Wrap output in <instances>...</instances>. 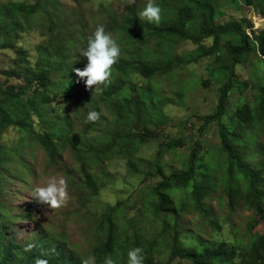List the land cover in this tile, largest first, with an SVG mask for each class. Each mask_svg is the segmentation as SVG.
Wrapping results in <instances>:
<instances>
[{"label":"rangeland","instance_id":"374dc122","mask_svg":"<svg viewBox=\"0 0 264 264\" xmlns=\"http://www.w3.org/2000/svg\"><path fill=\"white\" fill-rule=\"evenodd\" d=\"M255 1L257 4L250 6L246 0H219L215 21L221 25L243 23L247 27L251 22L249 33L252 34L254 29L261 32L264 29V18L260 13L258 0ZM9 2H24L27 5L37 3L40 10L30 15L19 14L25 26L24 30L18 29L10 32L8 36H0V83L5 86L24 83L25 70L18 61L19 55L27 51L25 58L35 66L39 57L38 46L45 43L55 32H62L67 42L76 30L81 32V35H76L78 43L74 50V60L82 62L83 66L87 64V58L80 56V50L87 46L88 37L98 25H103L117 40L121 48V58L127 57V46L122 41L125 35L117 30L124 24L125 17L133 14L134 6L142 10L147 4V0H135L134 3H128V0H0V4ZM155 3L162 8V14L163 7L170 11L181 8L185 3L196 6L199 11L192 22L190 33L200 39V9H203L201 0H155ZM229 39H233V36ZM203 42L207 47L214 45L213 39ZM64 43L65 40L61 39L60 44ZM172 44L179 55L192 54L195 57L200 47L193 40H176ZM223 59L224 56L219 59L205 56L196 63L177 68L167 75H158L151 80L137 72L132 74V80L122 90L123 96L139 97L153 103V108L162 101L167 102L163 115L154 114L156 122L148 124L149 129L159 134V137L149 141L137 153L132 161L134 170L129 168L128 160H110L107 163L106 185L95 197L79 188L84 173L70 150L65 152L59 164L52 167L40 146L22 145L23 160L30 164L31 169L26 172L27 170L16 168V172L9 173L4 180V192L8 193L0 195L7 206L8 214L17 218L12 225V235L19 241H25L29 237L38 236L42 231L84 259L95 258L92 252L102 239L98 231L101 215L110 207L121 203L119 216L123 222L127 226L133 222L142 228L145 243L155 241L152 253L148 254L142 248L144 260L152 257V264H191L186 259L174 256L170 239L162 234L163 220L150 215V206L145 203L151 188L162 181L164 176L182 173L193 151L197 149L199 153L195 182L202 181L206 168L216 171L213 173L216 185L205 200L210 217L216 225H211L205 217L199 216L194 206H188L181 217L185 228L181 245L183 248L195 246L204 249L209 245L226 242L238 249L236 264H264V250L249 249L251 238H257L264 233V221L260 220L257 210L243 195L235 198L234 206L230 205L225 181V170L230 161L221 147V126L217 121L207 123V119L217 112L221 88L229 78L225 72L218 77L214 75V71L221 68L220 61ZM16 72H22V76ZM53 76L57 80L62 78L58 72H54ZM234 79L236 85L229 93L226 115L222 119L230 131L234 129L239 107L247 104L254 108L258 106L256 102L264 86V63L261 54L253 50L248 60L236 67ZM84 89L80 113H74L77 109L67 111L77 118L78 131L87 124L84 117L89 110L100 112V121L94 123L96 132H92V135L97 136L101 127L108 121H113L114 112L100 98L102 86L89 90L84 83ZM30 95L31 92L26 94ZM78 104L80 107V99ZM52 105L64 109L68 103L63 96H59L53 99ZM153 111L157 113V110ZM34 119L37 123L36 117ZM256 135L257 139L251 148H247L245 158L261 175L259 187L264 189V124L259 127ZM22 136L21 130L11 126L1 135L0 141L13 147ZM172 140L181 141L182 146L169 148L167 143ZM14 165H17L16 161L11 164ZM135 171H139L140 176L132 175ZM93 172H98L97 167ZM53 176L66 179L69 192L67 205L54 210L36 203L31 196L36 185H46ZM187 191H192V186ZM176 197L188 204V195L185 192L177 193ZM29 211H32L31 216H27Z\"/></svg>","mask_w":264,"mask_h":264},{"label":"trees","instance_id":"16d2710c","mask_svg":"<svg viewBox=\"0 0 264 264\" xmlns=\"http://www.w3.org/2000/svg\"><path fill=\"white\" fill-rule=\"evenodd\" d=\"M246 1L250 6L257 4L255 0ZM258 2L264 18V0ZM201 4L203 9H200L202 16L200 39L190 33L192 22L199 11L190 3H185L177 10L167 11L163 7L164 13L159 25L140 20L137 14L141 10L136 8L138 6L133 7L132 15L125 17L124 24L117 31L125 35L122 41L127 46V57L120 58L113 66L112 83L100 89V98L107 103V108L114 112V119L101 127L97 136L92 135V132H96L94 123H87L78 131L77 118L67 111L77 109L74 113L79 114L84 100V81L81 82L74 71L75 68L85 67L82 62L74 60V50L78 43L76 35H81V32L76 30L69 42L62 32L52 33L45 43L38 46L39 57L35 66L25 58L24 54H27V51L19 55L18 61L25 70L24 83L7 86L0 83V138L11 126H16L23 132L20 141L13 147L0 141V195L8 193L4 192L6 186L4 180L9 173L16 172V168L30 171V164L23 160L24 152L21 149V146L26 144L40 146L52 167L59 164L65 152L70 150L84 173L79 188L88 191L91 197L97 196L106 185L107 163L110 160L114 158L128 160L129 168L134 170L132 161L137 153L149 141L159 137V134L149 129L148 124L156 122L154 114L163 115L167 102L162 101L153 108V103L143 101L139 97L123 96L122 90L132 80V74L137 72L151 80L158 75H167L177 68L196 63L205 56L218 59L224 56L220 61L221 68L214 71V75L218 77L225 72L229 78L221 88L217 112L207 119V123L217 121L220 124L222 150L228 160L234 162V164L228 162L225 170L230 205L234 206L235 198L243 195L257 210L260 220L264 221V189L259 187L261 175L245 158L247 148H251L255 143L256 133L264 124V86L256 102L257 107L247 104L237 109L233 131L222 122L226 115L229 93L236 85L234 79L236 67L246 62L253 50L261 54L264 63V29L258 33L252 28L254 31L252 30L250 34L248 30L252 26L251 22L248 27L243 23L217 24L215 13L219 7V0H201ZM39 10L37 3L0 4V36H8L10 32L18 29L24 30L25 26L19 14L30 15ZM231 36L233 39H229ZM61 39L65 40L64 45L60 44ZM209 39L214 40L211 47L205 46L203 42ZM176 40H193L199 44L197 56L179 55L172 44ZM54 72L61 74L62 78L55 79ZM16 74L22 76V72ZM29 92L31 95L26 96ZM59 96L67 100V108L59 109L52 105L53 99ZM153 109L157 110V113ZM101 110L99 107V111ZM167 146L178 148L182 146V142L172 140ZM198 153L197 149L193 151L182 173L164 176L162 181L151 188L145 204L150 206V215L163 220L162 234L170 239L174 256L186 259L191 264H236L239 257L238 249L226 242L209 245L204 249L195 246L183 248L181 245L185 231L181 217L188 206H194L199 216L205 217L211 225H216L205 203L216 185L213 175L216 171L206 168L202 181L195 182ZM15 161L17 165L11 166ZM96 167L98 172L95 173L93 169ZM133 174L140 176L139 171ZM190 186L192 191L189 192L187 190ZM181 191L188 195V204L183 199H177L176 194ZM120 207L121 203H118L101 215L98 231L102 239L92 252L96 264H104L108 256H111L116 264H128L127 253L134 247H141L148 254L153 251L155 241L145 243L142 228L133 222L127 226L119 216ZM31 215L32 211H29L27 216ZM16 221L15 215L8 214L7 206L0 196V264H35L37 257L47 259L48 264H83L85 259L81 255L70 251L66 245L57 243L58 241L51 239L42 231L36 237L19 241L12 235V225ZM29 244L34 247L30 251H25ZM249 249L264 250V233L257 238H251ZM152 263V257L144 260V264Z\"/></svg>","mask_w":264,"mask_h":264},{"label":"clouds","instance_id":"9594fccd","mask_svg":"<svg viewBox=\"0 0 264 264\" xmlns=\"http://www.w3.org/2000/svg\"><path fill=\"white\" fill-rule=\"evenodd\" d=\"M135 0H128L134 3ZM140 20L159 25L162 21V8L155 0H147L146 6L138 12ZM80 56L87 58L85 67L75 68L74 71L79 80H83L87 89L97 86L107 87L112 83L113 66L121 58V48L113 35L106 31L103 25H98L92 35L88 37L87 46L80 50ZM79 82V81H78ZM101 119V113L89 110L86 117L87 123H96ZM33 200L51 209H59L66 206L69 200L68 183L63 177H51L46 185H36L32 191ZM34 245L29 244L25 251H30ZM128 264H144L143 249L134 247L129 249ZM35 264H48V260L37 257ZM83 264H96L95 258L85 259ZM104 264H116V261L108 256Z\"/></svg>","mask_w":264,"mask_h":264}]
</instances>
